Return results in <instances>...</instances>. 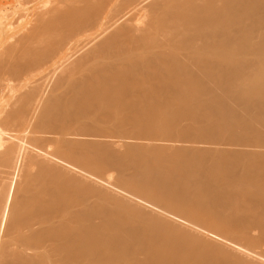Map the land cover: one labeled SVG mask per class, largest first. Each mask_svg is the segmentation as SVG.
Segmentation results:
<instances>
[{
  "label": "bare ground",
  "instance_id": "obj_1",
  "mask_svg": "<svg viewBox=\"0 0 264 264\" xmlns=\"http://www.w3.org/2000/svg\"><path fill=\"white\" fill-rule=\"evenodd\" d=\"M55 1L0 54V264H264V0Z\"/></svg>",
  "mask_w": 264,
  "mask_h": 264
},
{
  "label": "rangeland",
  "instance_id": "obj_2",
  "mask_svg": "<svg viewBox=\"0 0 264 264\" xmlns=\"http://www.w3.org/2000/svg\"><path fill=\"white\" fill-rule=\"evenodd\" d=\"M25 1H27V0H23V1L21 0V2H20V0H19V2H18V0H0V50H1L0 54L2 52V49L4 50L5 48H7L6 46H8V45L10 46L11 43H13V41H15V42L17 41V40H15L16 39L15 37H17V36L22 37V35H23L22 33H24V32H26V33H24V35L27 34L28 27H31L33 25V23L36 21V17L34 20V16H35L34 10H35V12L37 9L40 11L44 7L46 8V6L47 7L50 5L52 6V4H55L57 2L55 0H52L54 3H52L51 0H47V1H45V0H35V1L34 0H28L27 2H25ZM22 2H25L26 4H24ZM45 8L43 10H47L49 7L47 9H45ZM43 10H42V12H44ZM19 11L20 12L22 11L21 13L23 15L22 14L21 15L23 18L19 17L20 16ZM25 11H27V12H25ZM42 12H39V13H42ZM36 14L38 15V13H36ZM24 15H25V17H24ZM19 18H21L22 20L21 19L19 20ZM9 21H10V23H9ZM30 21L32 22V24H30L31 23ZM7 24L8 25L10 24V26H8ZM17 32L19 35L17 34ZM20 32H21V35H20ZM15 34L17 36H12ZM6 44H8V45H6ZM1 46H3V47H1ZM256 58H257L256 70H255L254 74L252 75L251 79H252V81L254 79H256V81H261L264 79V60H262V56H256ZM45 73H46V71L44 69L36 70L34 72V74L31 73L32 75L28 76V78L26 80L27 84L26 83L25 84L27 85V87H28V84H29V86H32V84H37L39 82L38 78L42 77L41 75L42 74L44 75ZM0 82L1 83L3 82V84H0V85H2V87L0 86V90L2 92L3 90L1 88L4 89L3 85L5 83H4V81H0ZM0 96L3 97V99L1 98L2 101H0V102H2V104L4 102V105L11 98V97H9L10 95L8 94L7 91L6 92L3 91L2 93H0Z\"/></svg>",
  "mask_w": 264,
  "mask_h": 264
}]
</instances>
